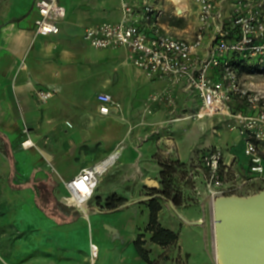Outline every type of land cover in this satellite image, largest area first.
<instances>
[{"label": "crops", "instance_id": "1", "mask_svg": "<svg viewBox=\"0 0 264 264\" xmlns=\"http://www.w3.org/2000/svg\"><path fill=\"white\" fill-rule=\"evenodd\" d=\"M36 1L0 0V264H148L135 245L140 234H145L144 247L152 260L174 264L162 257L166 248L145 231L153 198L148 189H161L162 167L156 156L168 152L191 163L199 151L220 147L227 162L243 169L247 159L242 142L237 141L239 153L226 140L224 146L215 142L222 137L214 133H222L218 117L206 118L212 132L203 140L206 120L192 128L165 123L172 108L153 103L149 112L144 102L170 80L147 77L129 62L125 48L89 45L85 29L120 21L121 0H61L67 15L60 32L50 35L36 30ZM41 89L54 94L42 102L37 94ZM100 92L115 102L109 115L99 111ZM176 97L177 114L197 109V98L183 85ZM172 130H184L185 138L176 139ZM28 136L37 146L24 150L21 144ZM118 149V161L100 177L85 211L65 204L66 183ZM48 178L53 196L65 209H59L60 218L37 203L35 185ZM259 185L264 188V182ZM61 189L65 194L60 195ZM115 194L125 202L108 211L106 202ZM164 201L158 213L164 228L179 233L181 241L199 232L190 220L193 215L184 210L178 212L187 224L173 222Z\"/></svg>", "mask_w": 264, "mask_h": 264}, {"label": "built area", "instance_id": "2", "mask_svg": "<svg viewBox=\"0 0 264 264\" xmlns=\"http://www.w3.org/2000/svg\"><path fill=\"white\" fill-rule=\"evenodd\" d=\"M193 7L198 22L189 38L164 26L163 0H121L122 19L90 26L84 38L96 49L125 48L129 62L147 77L170 80L165 89L144 102L149 112L153 103L168 105L175 112L176 89L183 85L198 100L189 117H218L223 126L239 133L247 159L245 165L239 164L243 169L227 162L220 147H209L195 155L185 181L192 182L198 194L205 192L215 199L260 192L264 190L259 185L264 182V98L242 83L241 69L264 73V0H193ZM36 8L37 32L58 34L67 15L61 0H37ZM37 94L46 102L54 93L41 89ZM97 100L100 113L109 115L115 105L113 97L100 92ZM178 120L181 117L170 121ZM214 133L222 135L217 129ZM21 146L30 150L37 146V140L28 136ZM119 157L116 150L84 168L66 183L68 194L63 202L79 209L86 206L100 177Z\"/></svg>", "mask_w": 264, "mask_h": 264}, {"label": "rangeland", "instance_id": "3", "mask_svg": "<svg viewBox=\"0 0 264 264\" xmlns=\"http://www.w3.org/2000/svg\"><path fill=\"white\" fill-rule=\"evenodd\" d=\"M182 5H178L175 0H163L164 4V22L171 29L181 33L184 36H192L197 26V14L193 7V0H185ZM241 81L245 86L254 92H258V96L264 98V73L252 72L250 70H243L241 75ZM172 117L165 121L167 124H174L171 122L172 118L181 117V120L176 122L182 123L183 128L190 127L194 124H199L201 121L207 122L206 129L202 131V140L207 138L212 130L210 129L209 121L206 118L199 119L196 117H189L194 112L185 111L182 113L171 112ZM188 125V126H187ZM194 128V127H193ZM222 132L220 139L215 137L217 144L224 146L225 142H229L233 150L239 153L240 145L237 141L240 140L238 132H233L227 129L225 126H218ZM185 131L177 132L172 130L170 134L176 139H184ZM226 140V141H225ZM205 147L211 145H204ZM162 159H170V153H165L159 156ZM182 162V161H181ZM184 163V162H183ZM184 167H179L174 175L175 190L180 191L183 195V205L175 206L172 201H164L169 204L170 219H173L179 227H183L187 224L184 215H179L178 210H184L187 213L193 215L191 221H195L194 224L199 226V232L192 237H187L184 240H179L177 245H171L166 248L165 256L168 260H173L174 264H217L214 257V242H213V209L211 205V198L205 192L198 194L193 187L192 182H186V175L190 162L185 163ZM60 195L65 194V190H60ZM258 192H245L240 195H252ZM173 203V204H172ZM177 256L173 257L174 254Z\"/></svg>", "mask_w": 264, "mask_h": 264}, {"label": "water", "instance_id": "4", "mask_svg": "<svg viewBox=\"0 0 264 264\" xmlns=\"http://www.w3.org/2000/svg\"><path fill=\"white\" fill-rule=\"evenodd\" d=\"M214 211L220 264H264V190L217 197Z\"/></svg>", "mask_w": 264, "mask_h": 264}, {"label": "trees", "instance_id": "5", "mask_svg": "<svg viewBox=\"0 0 264 264\" xmlns=\"http://www.w3.org/2000/svg\"><path fill=\"white\" fill-rule=\"evenodd\" d=\"M243 70L249 69L243 67L241 69V73ZM156 157H158V161L162 167L160 173L161 189H148L150 195H152L153 198L149 203L150 221L145 231L152 233L153 242L161 245L164 248H167L171 245H177L180 240V235L177 232L164 228L159 223L158 213L162 209L160 200L172 201L174 205L178 207L183 205V195L180 191L175 190L173 177L177 172V169L179 167H184L186 164L180 160L162 159L159 156ZM51 183L52 178L41 180L36 183L35 187L37 189V203L50 216L54 218H60L62 214H58L59 209H65L62 208L61 204L53 196ZM124 202V198L115 194L107 200L106 208L108 211H117ZM144 237L145 234H140L135 243L139 254L148 264H160V260H152L150 258V251L144 247L146 244ZM164 256L165 253L162 257Z\"/></svg>", "mask_w": 264, "mask_h": 264}, {"label": "bare ground", "instance_id": "6", "mask_svg": "<svg viewBox=\"0 0 264 264\" xmlns=\"http://www.w3.org/2000/svg\"><path fill=\"white\" fill-rule=\"evenodd\" d=\"M176 3L180 6L183 2H186L185 0H175ZM116 151V150H115ZM119 153H121V150H117ZM67 195H64L63 197H66ZM62 197V199H63ZM71 201V199H70ZM211 205L213 209V242H214V257L217 264H220L219 257H218V245H217V237H216V221H215V211H214V199L211 200Z\"/></svg>", "mask_w": 264, "mask_h": 264}]
</instances>
